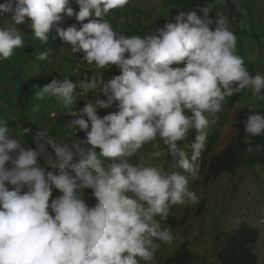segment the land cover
<instances>
[{"label":"clouds","instance_id":"1","mask_svg":"<svg viewBox=\"0 0 264 264\" xmlns=\"http://www.w3.org/2000/svg\"><path fill=\"white\" fill-rule=\"evenodd\" d=\"M2 1L0 62L24 37L39 48L23 74L34 99L0 113V264L197 262L186 243L165 254L186 222L178 209L199 203L202 215L199 194L222 173L264 179L258 0ZM239 207L230 224L252 218L249 201ZM257 221L216 248L218 264L224 250L236 259L238 230L258 233L251 252L264 241Z\"/></svg>","mask_w":264,"mask_h":264},{"label":"rangeland","instance_id":"2","mask_svg":"<svg viewBox=\"0 0 264 264\" xmlns=\"http://www.w3.org/2000/svg\"><path fill=\"white\" fill-rule=\"evenodd\" d=\"M256 5L258 7V16L256 19L261 20V17L264 18V0H258ZM254 7V4L249 3L246 7V11H252ZM253 12H256L255 9ZM253 12L252 16L254 15ZM243 20L247 26L250 24L247 19ZM28 21L29 20H26V22L21 25L20 30H24ZM232 26L233 29L237 31L240 27H243L241 22H233ZM262 28V25L257 27V31H261ZM245 30H247L245 33H250L251 31L249 28ZM248 42L249 41H245V44L242 43L241 49L244 45L247 46ZM249 49H252V52H250L252 64L255 65L258 71H264V35L255 43L249 45ZM241 56L243 57L244 54H241ZM10 87L13 88L12 84H10ZM236 119V116L232 114L230 124L232 125L236 122ZM50 127L51 125H48V129ZM231 183H235V185L232 190H229V184ZM215 184L217 186L216 191L214 190ZM211 192L213 194L216 192V196ZM199 197V202L204 201L206 205L204 213L202 215L199 214V203L180 207L178 209L176 214L178 219L186 222L179 230H176V234L173 233L174 242L171 243V248H167L168 251H166L165 254L171 255L170 252L174 250L175 242L178 244L177 247L182 243H186L189 249L194 251L198 257V261L194 264H218L214 252L216 248L226 243L228 235L233 233L235 229H239L242 226L241 224H247L252 227L257 226V219L264 218V179L256 181L252 176L247 177L222 173L221 176L211 182L204 191H201ZM240 201H249L253 209L244 212H253L252 218L241 215L238 221L236 220L230 224L229 216L231 212L233 214L240 208ZM222 233L224 236L220 235ZM253 252L259 257V264H264L263 240L259 241L254 247ZM160 263L161 261H159L158 264Z\"/></svg>","mask_w":264,"mask_h":264},{"label":"trees","instance_id":"3","mask_svg":"<svg viewBox=\"0 0 264 264\" xmlns=\"http://www.w3.org/2000/svg\"><path fill=\"white\" fill-rule=\"evenodd\" d=\"M2 3H4V0ZM70 6L74 10L78 11V7L74 0H70ZM71 22L72 24L77 23L75 19L71 20ZM63 24H66V21H64L62 25ZM77 26L79 27L78 23ZM52 34H54V32L50 33V37H52ZM24 43H26L24 49L17 50L12 59L6 61L5 63L0 62V113L4 116L5 114L6 116L9 115L7 111L4 113V109H6L7 105L10 107V109H16L18 105H24L27 101L34 99V94H28L27 91L34 89V86H38L35 79L28 77L23 78V74L25 72L24 68L29 63L32 54L36 52L39 47L35 45V38L33 36L24 37ZM52 48V46H48L46 49ZM51 57H54V55H51ZM34 62L39 66H43L45 64L36 58ZM59 75L64 76L65 72L54 70L51 76L59 77ZM10 82L14 84V93L10 88ZM2 104L6 105L2 106ZM8 123L15 130L21 127V124L12 120H9ZM30 127L33 130L34 126L32 125ZM32 133L28 137H25V140L29 145L34 146ZM257 239L258 233L255 230H249L248 228H242L238 230L237 234L231 238L232 252L234 253L237 260L229 250H224L219 258L221 264H257L258 256L247 248V246L250 244L253 246L257 242ZM188 259L189 255L183 254L179 255L175 262L188 264ZM169 263H174V261H170Z\"/></svg>","mask_w":264,"mask_h":264}]
</instances>
